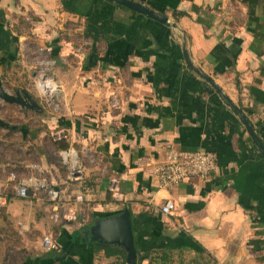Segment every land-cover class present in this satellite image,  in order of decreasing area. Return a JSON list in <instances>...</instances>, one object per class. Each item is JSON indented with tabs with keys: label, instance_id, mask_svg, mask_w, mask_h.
Instances as JSON below:
<instances>
[{
	"label": "crops",
	"instance_id": "0c3cea01",
	"mask_svg": "<svg viewBox=\"0 0 264 264\" xmlns=\"http://www.w3.org/2000/svg\"><path fill=\"white\" fill-rule=\"evenodd\" d=\"M133 1L177 23L192 64L264 142V0ZM182 39L107 0H0L4 87L30 92L8 77L34 79L46 60L59 90L38 110L0 100L10 126L0 127V264H128L121 247L91 238L98 220L125 208L136 264H264V156L186 65ZM168 147L213 152L216 170L159 188L152 168ZM34 167L60 190L58 206L43 191L16 194ZM168 198L175 209L165 215ZM46 235L55 247L43 245Z\"/></svg>",
	"mask_w": 264,
	"mask_h": 264
},
{
	"label": "built area",
	"instance_id": "2783aa9c",
	"mask_svg": "<svg viewBox=\"0 0 264 264\" xmlns=\"http://www.w3.org/2000/svg\"><path fill=\"white\" fill-rule=\"evenodd\" d=\"M45 51H49V48H45ZM39 61V65H43L44 67L48 64L46 60ZM43 66H41V69H44ZM45 73L47 74L45 71L35 75V78H38V80L34 78V81H36L35 86L40 90L42 95L44 94L45 97H48L45 98L48 102H52L53 100H49L48 95H52L53 92L58 89V85L52 80V78L48 77V74L47 76ZM46 84L51 87L43 88V85ZM61 156L64 163L69 164L66 157L68 154L64 152ZM75 164L76 162L73 161L72 165L74 166ZM215 170L216 156L213 152L203 150H178L173 147H168L165 150L164 160L153 166L152 174L156 177L159 188L170 189L172 186L191 178L207 179ZM11 176H14L13 172H11ZM30 190L33 194L40 191L46 192L48 200L53 202L56 206L61 202L60 190L52 187L46 176L45 170L41 167H34V172L20 177L17 180L16 194L19 197L28 198ZM121 196L120 193H115L114 199L120 201L122 199ZM82 200L83 196L81 194L76 195L74 203L81 202ZM174 209L175 203L169 198L160 206V212L165 215L171 214ZM52 217L56 219L57 213L54 212ZM64 218L66 220L73 219L71 206L66 211ZM43 245L46 248L55 247L54 242L48 235L44 236Z\"/></svg>",
	"mask_w": 264,
	"mask_h": 264
},
{
	"label": "water",
	"instance_id": "95a60500",
	"mask_svg": "<svg viewBox=\"0 0 264 264\" xmlns=\"http://www.w3.org/2000/svg\"><path fill=\"white\" fill-rule=\"evenodd\" d=\"M122 6H125L135 12H138L148 18L154 19L166 26L179 31L182 35V52L186 65L199 75L203 80H205L220 96L222 101L230 108V110L239 118L241 123L244 125L248 131L250 137L252 138L254 144L258 148L262 156H264V142L255 132L253 126L248 121L246 115L238 108L233 102L222 92L221 88L205 73L201 72L199 68L194 66L190 60L188 51L185 47L184 36L179 29L176 22L172 21L166 15L152 10L151 8L145 6L140 2L133 0H107ZM0 100L6 103L17 104L22 108L29 110H38L40 107L37 101L33 98L32 94L25 88L15 90L14 92H9L3 85L0 78ZM0 127L7 128L10 127L9 124L0 118ZM91 238L94 241H98L104 244H112L121 247L126 254V261L128 264H136V249L134 246V239L132 234L130 213L127 208H125L118 215L102 218L96 222V224L91 228Z\"/></svg>",
	"mask_w": 264,
	"mask_h": 264
},
{
	"label": "rangeland",
	"instance_id": "374dc122",
	"mask_svg": "<svg viewBox=\"0 0 264 264\" xmlns=\"http://www.w3.org/2000/svg\"><path fill=\"white\" fill-rule=\"evenodd\" d=\"M41 66H43V65H40V67H39V69H38V72H37V74L38 73H40V72H45V68L44 69H41ZM16 67H18V66H16ZM43 70V71H42ZM18 71H20V70H18ZM16 73V72H15ZM46 74V73H45ZM47 75V74H46ZM48 76V75H47ZM46 76V77H47ZM23 77V79L21 78V80L19 79V77H18V75L17 76H14V75H11L10 77H8V81L10 82V83H12V84H14V85H16V87H28L29 89H30V93L32 94V96H33V98L36 100V101H38V100H40V99H44V98H48V97H45V95L43 94L42 95V93L40 92V90L38 89V88H36V86H35V84H36V81H34V79H32V77L30 76V73L29 74H26V72H25V74H24V76H22ZM25 77V78H24ZM36 77V76H35ZM38 77H39V75H38ZM48 77H50V76H48ZM11 78V79H10ZM51 78V77H50ZM36 80H38V78H35ZM48 87H51V86H48ZM34 88V89H33ZM10 92V91H9ZM41 94H40V93ZM58 92H59V90L57 89L56 91H54L53 92V94L52 95H48L49 96V100L51 99V100H56L57 99V97H58ZM34 93H36L35 95H34ZM6 109H5V107H2V109L0 110V113L1 114H4V115H7V113H6V111H5ZM8 110V109H7ZM11 114H15L14 113V111H11ZM12 118H16L15 116L14 117H11V119ZM17 119V118H16ZM30 157H32V155L30 156ZM1 251V250H0ZM0 253H2V252H0Z\"/></svg>",
	"mask_w": 264,
	"mask_h": 264
},
{
	"label": "trees",
	"instance_id": "16d2710c",
	"mask_svg": "<svg viewBox=\"0 0 264 264\" xmlns=\"http://www.w3.org/2000/svg\"><path fill=\"white\" fill-rule=\"evenodd\" d=\"M176 15H177V13H176ZM109 252H111V253H113V254H117V255H122L121 250H119L118 248H114V249H112V250H108V253H109Z\"/></svg>",
	"mask_w": 264,
	"mask_h": 264
},
{
	"label": "bare ground",
	"instance_id": "6f19581e",
	"mask_svg": "<svg viewBox=\"0 0 264 264\" xmlns=\"http://www.w3.org/2000/svg\"><path fill=\"white\" fill-rule=\"evenodd\" d=\"M48 86H49V85H47V84H46V85H43V88H45V87L48 88Z\"/></svg>",
	"mask_w": 264,
	"mask_h": 264
}]
</instances>
